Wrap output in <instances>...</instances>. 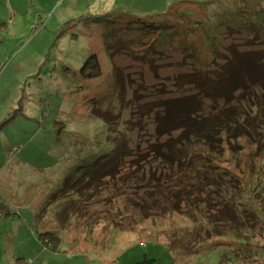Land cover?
<instances>
[{
  "label": "rangeland",
  "instance_id": "374dc122",
  "mask_svg": "<svg viewBox=\"0 0 264 264\" xmlns=\"http://www.w3.org/2000/svg\"><path fill=\"white\" fill-rule=\"evenodd\" d=\"M188 1L211 2V0H0V204L7 206L11 214L3 216L5 220L0 222V264H13L15 260L21 258L26 259L25 264H136L144 260L145 254L148 258H156L150 264H264V259L261 258L227 260L217 259L215 253L207 257L199 254L203 248L199 251L195 248L200 241L197 238L203 234L199 231L201 229H198L199 224L192 223L194 219L192 216L207 209L208 201L210 206L215 205L213 204L215 195L212 192L209 195L203 194L207 195L208 201L204 200L196 206L193 205V200H188L182 204L181 214L175 211L163 212L162 207H172L168 203L171 201L169 196L178 190L175 185L178 175L172 176L176 170H171L165 164L157 165L158 161L152 170L158 171L161 177L168 180L160 185L152 198L144 195L145 191L136 194L137 202L145 207V210L141 206L133 205L126 210L124 205L126 197L134 191L130 185L127 189L122 180L114 182L117 189L113 187V191L110 190L111 183L106 184L107 181L97 184L98 190L93 191L92 196L96 194L99 197L90 198L88 199L90 202L84 204L86 219L73 218L61 224L64 225L61 227L53 217L54 208H50L53 206L50 198L61 190L64 179L71 173L76 175L77 172L86 171L87 167L89 168V159L96 156L99 150H105L106 132L110 129H117L119 124L126 125L127 122L135 124L125 127L130 147L142 143L140 139L146 142L152 140L149 136L144 139V135L140 134L139 129L142 126L136 123L138 116L131 111L132 105L127 104L119 113H113L105 101L102 104L104 107H101L99 97L104 96L105 100L111 83L115 82L114 73L117 74L116 82L120 84V98L124 102H130L134 98V92H137L135 90L141 84L144 86L139 89L137 95L143 97V103H147L146 99H149L150 93H155L159 97L183 94L181 86L178 89L171 86L172 79L179 73L198 71L202 67H196L204 65L205 62L209 64L212 57L210 49L208 52L203 48L198 50L194 44L189 43L186 44L188 45L186 51L192 54L190 59L172 49L163 50L162 44L161 46L157 44L158 48L153 49L150 45L163 39L158 30L151 35L140 31L139 36L133 35L134 38L128 43L127 50L114 49L102 40L103 34H109V31L104 32L95 28L83 30L84 26L81 23L77 21L73 24L72 21L82 15L108 12L107 14L113 17V21H110L112 26L118 27L114 30L120 34L123 32L122 35L127 37L141 18L150 17L149 22L158 18L171 20L173 14L178 11V17H181L183 22L170 27L169 32L181 36L185 24L192 23L185 19L184 13L180 14V11L184 10L185 2ZM212 1L214 8L206 4L205 11L192 10L190 6L187 10L195 12L194 19L200 22V24L195 22L197 29L201 26L202 32H205L215 27L221 34L223 41L217 52H221L223 56L217 58V63L221 64L223 59L224 62L228 54L234 61L238 54L235 53L233 56L230 44H242L246 35L238 32L228 34L225 25L212 26L209 19L211 15L208 13L216 9L224 10L223 12L228 10L224 17H228L229 13L235 17L238 8L248 6L247 10L252 9L251 12L256 14L261 7L264 8V0L259 3L256 0ZM214 15L222 22L223 19L218 13L214 12ZM192 30L199 32L195 28ZM77 31L82 33L73 39L72 35ZM193 33L190 41L196 43L199 36ZM179 40L180 38L177 42ZM116 43L118 46L125 45L123 40ZM244 49L254 52L259 47ZM91 52H96L103 76L91 81H77L75 84L74 74ZM150 52L159 54L152 56L155 57V62L147 64L144 60H139L141 57L151 58ZM194 53L197 55H193ZM136 54L138 56H134ZM181 83L183 82L180 81ZM94 98H98L97 107L95 105L92 107ZM100 107V110L106 109L104 117L111 124L106 127V131L93 126L96 122L93 113ZM261 129L259 131H264L263 127ZM141 133L148 135L146 131ZM219 141L224 159L218 160L217 163L237 172L247 183L250 177L255 175L257 166H262L259 164L262 156L251 158L258 147H250L242 137L232 139L231 136L230 138L221 136ZM147 144L154 146L155 141ZM202 144L206 150L204 143ZM141 147L145 149L146 146L144 144ZM148 149L144 150L142 157L149 153ZM233 149L235 153H232ZM131 164V158L124 159L117 169L128 175L136 172L141 163L136 165L134 161L135 167ZM74 168L76 170H73ZM225 178L224 189L228 190L231 187L232 193L234 190L242 189V182L235 181L230 176ZM75 181L76 178L71 179L67 187ZM223 181L218 180V183ZM192 189L191 186L189 191ZM62 197L63 195L59 194L57 202ZM153 202L155 206L152 207ZM215 212V208L210 210V215L204 218L217 216ZM248 217L251 219L247 225L255 232L252 237L253 243L264 249V232L261 226L260 230L263 233L260 235L258 232L260 220L251 213ZM212 221L216 223L215 219ZM221 226L219 223L205 222L201 225L208 229L211 235L208 244L213 247L221 241L215 236L222 231ZM54 231L60 237L54 252H43L37 239L38 234ZM182 238L184 241L180 242ZM165 247L172 253L165 250ZM197 251L199 255H195ZM11 261L13 262L9 263Z\"/></svg>",
  "mask_w": 264,
  "mask_h": 264
},
{
  "label": "trees",
  "instance_id": "16d2710c",
  "mask_svg": "<svg viewBox=\"0 0 264 264\" xmlns=\"http://www.w3.org/2000/svg\"><path fill=\"white\" fill-rule=\"evenodd\" d=\"M262 1L256 0L257 3ZM200 2H185L184 10L180 11V14L184 13L185 19L192 21V23L185 24L186 27H183L181 36L169 32L170 27H175L182 21L181 17H178V11L173 14L171 20L158 18L149 22L150 17L141 18L139 23L130 30L129 35L127 34V37L122 35L123 32L120 34V32L115 31L116 29L114 30L118 27L112 26L110 21H113V17L107 14L108 12L86 14L72 21L73 24L77 21L81 23L84 26L83 30L95 28L96 30L102 29L104 32L109 31V34H103L102 40L106 42V45L108 44L107 46H113L114 49L125 48L124 51L127 50L128 43L134 38L133 35L139 36L138 32L140 31L151 35L158 30L163 39L151 44V48H158L156 45L161 46L162 44L164 46L163 50L172 49L174 52L182 53L186 59H190L192 54L186 51L188 48L186 44L189 43L194 44V47L198 50L203 48L208 52L210 49L212 57L209 64L205 62L204 65L196 67H202L198 71L191 70L188 73H179L175 79H172L171 86L176 89L181 86L180 90L184 92L183 94L173 97L169 95L159 97L155 93H150L149 99H146L147 103H143V97L137 95L139 89L144 86L141 84L135 90L137 92H134V98L130 102H124L120 98L121 90L119 82H116L118 79L117 74L114 73L115 82L111 83L110 91L105 95V100L104 96L99 97L100 102H102L101 107H104L102 104L105 101L106 105L112 108L113 113H119L122 108H126L127 104L132 105L131 111H134L138 116L136 123L142 126L139 130L148 132V135L141 132L140 134L144 135V139L149 136L152 140L148 142L155 141V145H149L148 142L142 141L139 137L142 143L130 147V140L125 127L135 125L133 123L119 124L117 129H110L106 132L105 142L107 145L105 150H99L96 156L89 159V168L87 167L86 171L82 170L79 173L77 172L76 175L71 173V175L65 176L66 178L61 184V190L55 192V195L50 198L51 203H53L50 208H54L52 210L53 217L60 225L73 220V218L83 219L86 217L84 204L89 203L90 200L88 199L90 198L99 197L96 194L94 197L92 196L93 191L98 190L97 184L101 181H107L106 184L111 183L110 190L113 191V187L117 189V184L114 185V182L118 180H122L127 189L129 185L132 186L131 190L134 191L126 197L124 203L126 210L131 205L140 207L141 205L137 202V195L140 191H145L146 193L143 194L152 198L153 195H156L160 185L165 184L168 180L166 177H161L158 171L152 170L153 165L158 161L157 165L165 164L171 170H176L172 173V176L178 175L175 182L178 190L174 195L169 196L171 201L168 203L172 207H162L163 212L175 211L180 213L182 204L187 203L188 200H193V205L196 206L204 200L208 201L206 199L207 195L203 196V194L207 193L209 195L212 192L215 195V200H213L215 205L210 206L208 201L207 209L196 212L192 216L194 218L192 223L199 224L198 229H201L199 231L203 234H200L197 238L200 241H198V246L195 249L198 248L199 251L203 248L202 253L199 254L207 257L215 253L217 259L227 260L250 257L264 259V249L253 243L252 237L255 232L247 225L250 224L251 217H248V214L251 213L256 219L260 220L259 234L261 235L264 232V131H259L262 130V127L264 130V125L259 124L264 123V8L261 7L256 14H253L252 9L247 10L248 6H242L238 8L235 17L231 13L228 14V17H224L228 10L226 12H223L224 10H214L223 19L222 22L214 15V12L208 13L211 15L209 19L212 26L225 25L228 34L238 32L246 35L242 44H230L233 56L235 53L238 54L233 59L234 61H232L231 55L227 53L228 58L224 62L222 58L220 64L216 60L223 56L221 52H217L223 41L221 34L218 33V29L215 27H211L205 32H202L201 26L197 29V23L200 24V22L194 19L196 15L192 11L193 9L197 11L204 10L206 4L212 8L215 5L212 4V0L211 2ZM188 6L192 7V10L188 11ZM193 23L194 25H191ZM192 28L199 30V32L193 31ZM193 32L199 36L196 43L190 41ZM80 33L82 32L77 31L76 34L72 35V38H78ZM178 38H180L179 42H177ZM121 40L125 45L118 46L116 42L121 43ZM252 46L259 47V49L254 50V52L245 51V47ZM207 52L205 55H207ZM150 53L152 59L150 57L148 59L145 57L137 58L144 60L147 64L153 63L155 57L152 56H158L159 54ZM193 55L197 54L194 53ZM134 56H138V54ZM196 57L200 58L199 56ZM229 62H231L230 65H228ZM102 72L96 52H91L78 72L74 74V83L96 80L103 76ZM180 81L183 83L180 84ZM93 100L95 101H92V107H94L93 105L97 107L98 98ZM101 107L97 112H94L95 114L93 113V119L96 121L93 126L105 130L111 124L104 117L106 106L100 110ZM254 109L255 112H253ZM12 119L13 117L10 120ZM129 128L131 129V127ZM225 135L229 138L231 136L232 139L235 137L244 138L245 143H248L250 147H258L251 158L263 157L262 160H259V164L262 166H257L255 175H252L247 183L237 172L217 163L218 160L223 161L224 159L219 139H221V136L225 138ZM228 140L230 142V139ZM202 143H204L206 150H204ZM144 144L145 149L149 148V153L142 157L145 149H142L141 146ZM232 153H235L234 149ZM128 158H131L132 166H134V161L136 165L138 163L142 165L138 166L136 172L127 175L121 173V170L118 171L117 168L121 161ZM78 168L80 167H76V169ZM254 168H256L255 165ZM225 175L230 176L235 181L242 182V189L234 190L233 193L231 187L228 190L224 189V185H226L223 181L226 180ZM73 178H76V181L70 184L68 188L67 183ZM218 180L223 182L218 183ZM191 186L194 191L193 189L189 191ZM59 194L63 197L57 202ZM58 203L60 205H57ZM153 206H155L154 202L152 203ZM141 208L145 210V207L141 206ZM214 208L216 209L215 213L218 215L205 219L204 216L208 217L210 210H214ZM8 214L11 215L7 206L0 204V221L5 220L3 216ZM212 219H215L214 222L216 223H213ZM204 222L206 224H222L220 227L222 231L215 235L221 241L214 247L208 244L211 236L208 229L201 227ZM63 226L61 225V227ZM260 226L263 232H261ZM37 239L42 246H48L50 250H55L60 237L54 231L38 234ZM183 241L184 238L180 242ZM190 249H192V246H190ZM165 250L169 251L170 249L165 247ZM198 251L195 255H199ZM155 259L154 257L148 258L145 254L144 260L136 264H150Z\"/></svg>",
  "mask_w": 264,
  "mask_h": 264
},
{
  "label": "crops",
  "instance_id": "0c3cea01",
  "mask_svg": "<svg viewBox=\"0 0 264 264\" xmlns=\"http://www.w3.org/2000/svg\"><path fill=\"white\" fill-rule=\"evenodd\" d=\"M1 222V221H0ZM49 246H51V245H49ZM41 247H42V250H43V252H46V251H52V252H54V250H50V248L47 246H42L41 245ZM26 259H17V260H15L14 262L15 263H13V264H25L26 263V261H25ZM28 260V259H27ZM13 261H11V262H9V263H12Z\"/></svg>",
  "mask_w": 264,
  "mask_h": 264
}]
</instances>
